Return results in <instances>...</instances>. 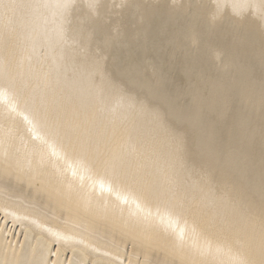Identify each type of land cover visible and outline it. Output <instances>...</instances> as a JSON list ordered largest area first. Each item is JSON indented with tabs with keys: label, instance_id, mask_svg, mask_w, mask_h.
<instances>
[{
	"label": "bare ground",
	"instance_id": "bare-ground-1",
	"mask_svg": "<svg viewBox=\"0 0 264 264\" xmlns=\"http://www.w3.org/2000/svg\"><path fill=\"white\" fill-rule=\"evenodd\" d=\"M0 91V264H264V0H0Z\"/></svg>",
	"mask_w": 264,
	"mask_h": 264
},
{
	"label": "snow or ice",
	"instance_id": "snow-or-ice-1",
	"mask_svg": "<svg viewBox=\"0 0 264 264\" xmlns=\"http://www.w3.org/2000/svg\"><path fill=\"white\" fill-rule=\"evenodd\" d=\"M4 97V93H3V91H0V98H3ZM75 164H78L79 162H74ZM73 165H70V167H72ZM73 174H75V173H73ZM101 187H103V185H101ZM169 222L170 223H173L174 221H172V218L171 217H169ZM180 235H181V237L183 236V232L182 231H180ZM240 264H244V262L243 261H241L240 262Z\"/></svg>",
	"mask_w": 264,
	"mask_h": 264
}]
</instances>
